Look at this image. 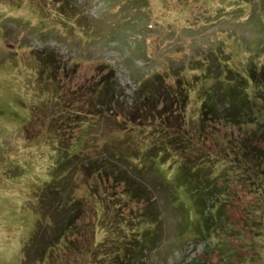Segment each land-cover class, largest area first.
<instances>
[{
	"label": "rangeland",
	"instance_id": "obj_1",
	"mask_svg": "<svg viewBox=\"0 0 264 264\" xmlns=\"http://www.w3.org/2000/svg\"><path fill=\"white\" fill-rule=\"evenodd\" d=\"M59 1L49 0V12L44 9L39 16L35 13L39 6L32 0H0V264H34L40 242L54 232L53 224L64 218L61 203L77 198L88 202L85 197L92 182L111 183L92 177L97 168L92 162L102 159L109 141L118 136L125 142L132 139L135 149L143 142L138 126L130 131L118 126L122 110H130L137 103V85L142 82L159 77L162 85L185 87L188 99L184 113L191 120L198 118L204 88L219 86L228 76L246 83L252 96L262 91L254 103L264 108V0ZM67 2L85 19L76 21L73 17L70 25L59 21L55 11L68 15ZM46 50L53 52L59 60L57 65H61L54 71L57 85L42 81L49 78L42 54ZM109 65L117 75L120 106L109 98L94 97ZM53 86L57 98L49 101ZM173 111H177L174 106ZM217 123L223 141L242 131L240 125L228 121ZM241 124L248 133L255 127L252 142L264 146V116L253 115L249 122L245 117ZM59 132L83 140L78 154L70 151L76 158L61 183L53 172L55 163L66 157L57 141ZM146 138L145 143L150 144L152 136ZM208 144L220 158L214 167L219 172L217 187L223 184L225 173L234 177L231 195L223 194L226 211L221 221L230 228L226 242L219 239L225 237L226 226L214 237L219 240L217 245L207 239L177 240L179 206L170 201L168 188L159 187L154 188L156 206L162 214L155 247L146 249L134 262H118L116 257L113 264H264V190L254 189L259 182L250 180L253 169H239L241 165L235 161L230 164L232 159L219 152L225 142ZM157 172L155 166L148 168L149 184L158 178ZM237 176L246 183L241 185ZM52 181L66 185L67 191L63 199L50 203L47 193ZM261 182L258 187L264 188V177ZM153 185L159 183L155 180ZM46 195L50 212L46 216L52 227L44 225L35 241L29 242L44 211L39 207L44 206ZM116 201L92 198L85 203L80 225L69 232L72 237L81 230L90 236V247L92 240L97 244L98 249L91 252L96 263L121 251L108 231L117 227L121 219L117 215H125L121 210L137 214L142 210V203L129 201L127 206H120ZM106 215L111 221L103 227L100 223ZM132 222L140 234L146 224ZM117 235L116 229L114 239ZM84 242L75 243L59 262L74 264L79 255L76 249H88ZM35 261L40 264L38 258Z\"/></svg>",
	"mask_w": 264,
	"mask_h": 264
},
{
	"label": "trees",
	"instance_id": "obj_2",
	"mask_svg": "<svg viewBox=\"0 0 264 264\" xmlns=\"http://www.w3.org/2000/svg\"><path fill=\"white\" fill-rule=\"evenodd\" d=\"M56 1L60 2L59 0H51L52 3H57ZM47 2L49 0H32L33 4L39 6L35 9V13L42 16L41 11L44 9L49 12ZM65 4V13H68V15L55 11L59 21H62L65 25H70L73 23L71 21L73 17L76 18V21L85 19L78 12L80 10L71 7L72 3L67 2ZM42 54L45 70L49 74L48 80L44 78L42 81L44 85L50 86L52 83L55 85L56 76L54 71L60 68L61 65H57L58 58H55L53 52L46 50ZM109 67L107 75L101 77L100 89L94 97L99 96L104 100L109 98L110 101L114 100L120 106L122 104L118 99L121 94L117 92L119 87L117 75L113 66L109 65ZM262 74H264V69ZM241 77H245V75ZM219 82V86L210 85L204 88L198 118H194V120L188 119L187 114L184 113L188 99L185 87L181 85L170 86L164 83L162 85L159 82V77L146 80L141 85H137L138 95L137 98H134L135 101L138 99L137 103L130 110H122L118 126L120 128L123 126L129 131L138 126L143 133V142L139 141L138 143L141 144L135 149L132 145V139L125 142L118 136L117 140L109 141L104 146L102 159L92 162L98 168H96L97 171L95 169L92 177L101 181L106 178L105 181L111 183L101 185L96 181L92 182L90 192L85 197L88 202H84L83 198H77L75 200L68 199L66 203H61L64 218L56 224H53L47 217L50 212L47 213L49 209L46 195L44 206L41 204L39 207H44V211L39 215L36 229L32 234V240L29 242L35 241V235L40 230L43 231L44 225L52 227L53 224L55 229L52 234L46 235L45 240L40 242V246L35 250L37 257H34V259L38 258L40 264H61L59 260L61 261L63 257H67L69 250L72 249L75 243L79 244L82 241H87L84 242V245L88 248L87 250H83V248H81V251L76 249L79 255L75 256L74 264H113L112 260H115L116 257L118 262L119 259L125 261V263L136 261L142 257L146 249L153 248L156 245L162 214L156 206L154 188L159 189V187L160 189L168 188L170 201L179 206L181 217L175 237L177 240L183 241L185 237L193 240L207 239L210 240L211 245L213 243L217 245L219 240L214 239V237L221 234L220 229L226 226L225 237L219 238L226 242L224 240L229 238L230 228L223 225L221 221L226 211L223 194L231 195L234 177L225 173L223 184L219 188L217 187L219 172H215L214 167L220 158L214 156L212 153L213 148L208 142L218 145L225 142L226 146L219 152L232 159L229 162L230 164L235 161L236 164L241 165L239 169H242V167H248V170L253 169L255 175L252 173L250 180L253 183L254 181L255 183L259 182L258 184L262 183L261 179L264 177V146H254L252 140H254L255 133H257L254 130L255 127L250 128L251 131L248 133V128H244L241 123L244 122L245 117H248L249 122L253 115L257 118L264 116V108L254 103L256 94L260 95L262 91H257L256 94L254 92L252 96L246 83L233 76H228L225 81ZM48 89L51 90L50 87ZM52 92L53 97H49L47 99L49 101L57 98V91L54 86ZM94 97L91 98V101L96 103ZM173 106L177 109L175 113ZM68 115L70 114H67L65 118L63 117V120H68ZM218 121H228L233 125H240L242 131L231 140L223 141L222 130L216 128ZM250 121L253 122V120ZM58 135L59 148L66 157L55 163L53 172L60 178L58 183H61L70 174L72 163L76 158V155H71L70 151L78 154L76 150L81 148L83 140H80L79 136L69 137L67 133L60 134L59 132ZM147 136L153 138L150 144L145 143ZM152 166H155L159 172H157L158 178H154L149 184L147 182V170ZM243 175V173L239 174V176ZM238 179L241 180V185L246 183L240 177ZM155 180L159 185H153ZM58 183L52 181V188L47 193L50 203L59 198L63 199L66 195L67 186H59ZM258 184L254 187L256 192L264 190L263 186L259 185L258 187ZM109 189L113 190L109 191ZM96 196L101 200L112 201L117 199L116 204L118 203L120 206H127L129 201L143 204L142 210L138 214L137 211L126 213V209L121 210V213L125 214L122 216L112 212V216L115 215L116 217L117 215L116 218L121 219L118 220L117 227L111 226L108 231L113 233V243L116 242L115 246L118 249L121 248V251L118 252V255L115 253L114 257H109L103 263L98 261L96 263L92 257L91 252L98 248L93 240L90 247V236L83 234L80 230L75 236L71 237L73 230L80 225L78 221L84 219L85 203H90V200L96 198ZM220 196H222L221 199ZM58 207L55 206V208ZM107 216L100 223L103 227H106L111 221L109 218L106 220ZM219 216L220 221L218 220ZM132 221H135L137 225L142 222L146 224L140 234L134 229ZM116 229L118 235L114 239ZM218 232L219 234H217ZM85 252L86 254L83 255Z\"/></svg>",
	"mask_w": 264,
	"mask_h": 264
}]
</instances>
